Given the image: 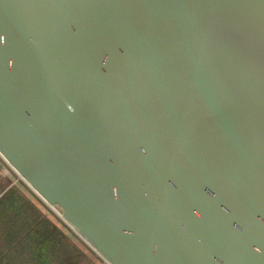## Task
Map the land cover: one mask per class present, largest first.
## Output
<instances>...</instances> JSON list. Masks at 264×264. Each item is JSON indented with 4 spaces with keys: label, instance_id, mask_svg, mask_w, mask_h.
I'll return each instance as SVG.
<instances>
[{
    "label": "water",
    "instance_id": "water-1",
    "mask_svg": "<svg viewBox=\"0 0 264 264\" xmlns=\"http://www.w3.org/2000/svg\"><path fill=\"white\" fill-rule=\"evenodd\" d=\"M0 154L108 264H264V0H0Z\"/></svg>",
    "mask_w": 264,
    "mask_h": 264
},
{
    "label": "crops",
    "instance_id": "crops-1",
    "mask_svg": "<svg viewBox=\"0 0 264 264\" xmlns=\"http://www.w3.org/2000/svg\"><path fill=\"white\" fill-rule=\"evenodd\" d=\"M28 187L23 192L19 181H0V264H78L79 255L85 261L81 264H92L85 259L86 250L72 246L65 232L55 233L46 224L42 231L39 219L46 215V204Z\"/></svg>",
    "mask_w": 264,
    "mask_h": 264
},
{
    "label": "rangeland",
    "instance_id": "rangeland-1",
    "mask_svg": "<svg viewBox=\"0 0 264 264\" xmlns=\"http://www.w3.org/2000/svg\"><path fill=\"white\" fill-rule=\"evenodd\" d=\"M0 168L1 170H4L3 172V176L0 177V181L2 182H16L19 181L21 186H22V190L23 192L26 191L27 189H25V186H29L28 183L22 179V177L17 173V171L11 166L9 165L6 160L4 159V157L0 154ZM28 188H31L30 186ZM30 190L33 189L31 188ZM39 197V196H38ZM40 200H42L39 197ZM43 201V200H42ZM44 202V201H43ZM44 204H46L44 202ZM45 212L46 215L44 216V219H39V226L42 227V231L45 230V228L43 227L44 224H46V226L50 225L52 226L51 229L52 231L54 230L55 233H62L65 232L66 235L70 238L69 241L71 242L72 246H75V248L79 247L82 249L86 250V258H89V262L92 264H108L77 232L75 229H73L70 225H68L61 217L60 213L61 211L57 208H54V210H52L47 204L45 205ZM40 209H43L42 207H39ZM47 208V209H46ZM43 213V211H41ZM59 212V213H58ZM41 214V213H40ZM44 214V213H43ZM48 227H46L47 229ZM39 229V230H41ZM70 244V243H69ZM70 245V247H72ZM82 256H78L77 259V263L81 264L82 262H85L82 260ZM73 260V262H75L74 259H72V257L70 258V262ZM92 260V261H91ZM65 264V263H64Z\"/></svg>",
    "mask_w": 264,
    "mask_h": 264
},
{
    "label": "built area",
    "instance_id": "built-area-1",
    "mask_svg": "<svg viewBox=\"0 0 264 264\" xmlns=\"http://www.w3.org/2000/svg\"><path fill=\"white\" fill-rule=\"evenodd\" d=\"M7 162V161H6ZM8 163V162H7ZM9 164V163H8ZM10 165V164H9ZM49 206V205H48ZM52 210H54V208H52L51 206H49ZM55 211V210H54ZM63 219V218H62ZM64 220V219H63Z\"/></svg>",
    "mask_w": 264,
    "mask_h": 264
},
{
    "label": "bare ground",
    "instance_id": "bare-ground-1",
    "mask_svg": "<svg viewBox=\"0 0 264 264\" xmlns=\"http://www.w3.org/2000/svg\"><path fill=\"white\" fill-rule=\"evenodd\" d=\"M58 213H59V212H58ZM60 215H61V217H63V216H62V213H60Z\"/></svg>",
    "mask_w": 264,
    "mask_h": 264
}]
</instances>
